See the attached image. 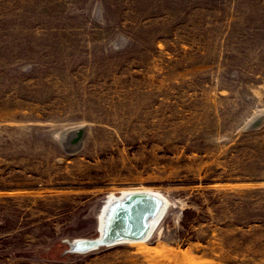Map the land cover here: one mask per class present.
I'll use <instances>...</instances> for the list:
<instances>
[{
  "label": "rangeland",
  "instance_id": "rangeland-1",
  "mask_svg": "<svg viewBox=\"0 0 264 264\" xmlns=\"http://www.w3.org/2000/svg\"><path fill=\"white\" fill-rule=\"evenodd\" d=\"M258 188L264 0H0V264H264ZM137 189L145 248L65 253Z\"/></svg>",
  "mask_w": 264,
  "mask_h": 264
},
{
  "label": "water",
  "instance_id": "water-1",
  "mask_svg": "<svg viewBox=\"0 0 264 264\" xmlns=\"http://www.w3.org/2000/svg\"><path fill=\"white\" fill-rule=\"evenodd\" d=\"M258 124L255 122L253 127ZM80 139L81 132L77 131L74 141ZM169 205L166 196L154 191H133L113 196L99 217V236L65 240V253L87 254L105 247L145 242L153 235Z\"/></svg>",
  "mask_w": 264,
  "mask_h": 264
},
{
  "label": "trees",
  "instance_id": "trees-1",
  "mask_svg": "<svg viewBox=\"0 0 264 264\" xmlns=\"http://www.w3.org/2000/svg\"><path fill=\"white\" fill-rule=\"evenodd\" d=\"M247 194H249L254 200L251 202L248 206V208H251L252 205H257L258 209H264V188H258V189H251L245 191ZM190 209H186L185 212H189ZM37 252L39 254V257L42 259H52L50 257V254L52 253L50 247H47L45 249H37Z\"/></svg>",
  "mask_w": 264,
  "mask_h": 264
},
{
  "label": "bare ground",
  "instance_id": "bare-ground-1",
  "mask_svg": "<svg viewBox=\"0 0 264 264\" xmlns=\"http://www.w3.org/2000/svg\"><path fill=\"white\" fill-rule=\"evenodd\" d=\"M133 191H150V190H146V189H137V190H132V191H125V192H123V193H128V192H133ZM139 245H141L142 246V248H145V243L144 242H141V243H139Z\"/></svg>",
  "mask_w": 264,
  "mask_h": 264
}]
</instances>
